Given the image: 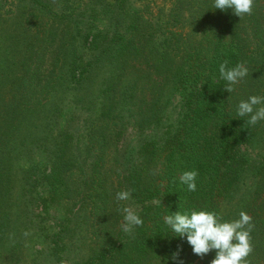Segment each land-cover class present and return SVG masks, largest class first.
I'll return each mask as SVG.
<instances>
[{"label": "trees", "instance_id": "16d2710c", "mask_svg": "<svg viewBox=\"0 0 264 264\" xmlns=\"http://www.w3.org/2000/svg\"><path fill=\"white\" fill-rule=\"evenodd\" d=\"M1 2L0 264L39 242L46 264H209L214 250L196 256L163 225L191 208L245 211L246 259L264 264V121L235 112L264 95V0L241 19L212 0ZM224 61L245 63L253 86L225 91ZM250 149L257 161L242 164ZM188 170L195 192L179 182ZM121 206L143 225L123 232Z\"/></svg>", "mask_w": 264, "mask_h": 264}, {"label": "clouds", "instance_id": "9594fccd", "mask_svg": "<svg viewBox=\"0 0 264 264\" xmlns=\"http://www.w3.org/2000/svg\"><path fill=\"white\" fill-rule=\"evenodd\" d=\"M254 0H212V9L221 11L231 10L240 19L245 15H251ZM220 79L225 81L224 90L232 93L235 86L240 84L249 75V69L243 62L234 66H228L224 61L218 68ZM236 116L246 118L249 125H256L264 121V95L252 94L247 99H240L235 105ZM179 182L186 186L189 192L197 190V172L194 170L183 171L179 176ZM129 192L121 190L115 195L119 203L126 201ZM153 204L158 201L153 200ZM161 203V201H159ZM123 215L121 230L129 233L133 227L143 225L141 216L128 206H121ZM165 231L170 237H178L185 241L191 248L192 254L204 257L211 251H215L209 264H249L246 259L252 252L250 233L252 230V218L243 210L239 212L237 219H222L214 210L191 208L184 211H175L163 216ZM24 232V236H28ZM169 237L168 235H164ZM181 248L174 253L173 259L179 256ZM182 264V262H181Z\"/></svg>", "mask_w": 264, "mask_h": 264}, {"label": "rangeland", "instance_id": "374dc122", "mask_svg": "<svg viewBox=\"0 0 264 264\" xmlns=\"http://www.w3.org/2000/svg\"><path fill=\"white\" fill-rule=\"evenodd\" d=\"M84 1H85V3H88V5H85V6L83 5L82 8H85L86 9L91 4L92 0H82V4H83ZM146 1L148 3H150L151 6H154V4H156V3L163 4L164 2H166L167 3L166 5L169 7V6H171V4H172L171 2L173 0H168V1H166V0H156V3H155V0H146ZM12 2L14 3L15 0H2L1 3L3 4V8H1V11L4 12L6 10H9L10 8L11 9L12 8H14V9L17 8L18 4H12ZM140 3L141 2H136V5H140ZM29 6L30 5L27 4L26 6L25 5H22L21 7L23 9H25V10H30V7ZM11 27H12V25L9 26V28H11ZM147 70H148V68L146 67V65H139V66H137V71H147ZM251 85H252V83L250 84V77L246 78L245 81H243V86L244 87L250 88ZM236 86H240V85L238 84ZM70 112L73 115V113H72L73 111L71 110ZM68 117H69V112H67V110H65L64 116L62 118L64 124H66V121L69 119ZM74 122H76V121H73V123ZM257 155L258 154L255 151H253L252 149H250L248 151V153L246 154V157L245 158L242 157L240 159V162H242V164L243 163H246V164L250 163V165H254L253 162L254 161H257ZM242 170H246V167H243ZM243 182H245L244 183V186H242ZM251 185H252V179H250V180H246L245 179L244 181H241L239 183V186H241V188L244 189V190L239 191V195L240 196L246 195V193L249 191ZM52 215L59 216V211H53L52 212ZM32 244H30L29 251L27 250V252H26V254H25V256H24V258H23V260H22V262L20 264H46L45 263V259H46L45 257L46 256L43 253V250H44V247L45 246H43L40 242L36 246H32Z\"/></svg>", "mask_w": 264, "mask_h": 264}]
</instances>
